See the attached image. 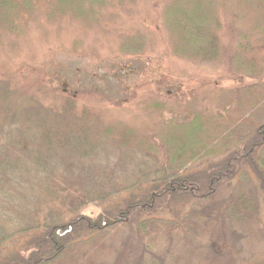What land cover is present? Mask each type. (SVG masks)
I'll return each mask as SVG.
<instances>
[{
    "label": "trees",
    "instance_id": "trees-1",
    "mask_svg": "<svg viewBox=\"0 0 264 264\" xmlns=\"http://www.w3.org/2000/svg\"><path fill=\"white\" fill-rule=\"evenodd\" d=\"M162 1L164 29L136 12ZM91 33L108 57L145 63L124 91L133 114L8 65L70 37L69 55L101 58ZM222 60L235 82L220 86L206 68ZM179 78L183 99L164 101ZM35 172L45 196L32 202ZM0 202L18 216L0 222V264H102L118 244L154 251L178 236L199 264H264V0H0Z\"/></svg>",
    "mask_w": 264,
    "mask_h": 264
},
{
    "label": "rangeland",
    "instance_id": "rangeland-1",
    "mask_svg": "<svg viewBox=\"0 0 264 264\" xmlns=\"http://www.w3.org/2000/svg\"><path fill=\"white\" fill-rule=\"evenodd\" d=\"M165 2L162 1L161 4L158 2L152 3L149 5H143V8H138L136 12L144 13L152 12L154 17H157L158 25L161 29H164L162 26V15L161 9L163 10ZM144 10V11H143ZM139 20L145 19V15H138ZM147 25L149 22L147 20ZM146 30L150 29L146 26ZM151 32V31H150ZM66 40L68 38L64 36ZM71 38V37H70ZM68 42H70V39ZM90 41L93 48L96 49V52L101 56L98 57H87L81 58L76 55H69L68 48L69 43L65 42L64 38L61 39H52L51 42H36L39 44L36 47V50L31 48L23 47L21 51L11 58L8 59V65L15 69H24V73L28 75L29 73L32 77L37 72H49L55 74L60 79H63L64 86H67L73 90L83 92L84 89L97 95L104 104V107H110L120 113L121 116H126L127 114H133L134 110L127 109L123 106L124 103V93L126 86H134L139 83L143 75L148 70L144 62L136 60H127L124 58L116 59L108 57L111 55L109 51V46H102L104 42L103 34L91 33ZM110 44V43H106ZM83 50L85 52H90V46H84ZM171 67L173 70L182 69L186 65L177 61H170ZM20 69L21 71H23ZM208 73H212L213 77L217 78V83L222 85H229L234 83L232 75L229 74L227 69V61L222 60L220 63H215L207 67ZM166 74L169 72L165 71ZM218 75L222 77L218 79ZM239 81V80H238ZM63 88V85L61 86ZM171 88L170 84L164 83L161 86L162 91L166 96L162 95L164 101L168 102V96H173V99L170 102H178L183 99V86L181 84V79L179 78L178 87ZM182 88V91H181ZM173 89V90H172ZM113 110V111H114ZM38 172L28 175L26 177L29 184L24 186V193L28 198H32V202L35 201L38 197H44L45 195V184L44 187L41 186V182ZM25 178V177H24ZM26 203V202H25ZM2 206L0 202V222L3 224L7 223V220L10 218H18L16 216L15 210L8 211L6 206ZM262 217H264V202H262ZM102 211V207L98 206H89L88 208L82 210L81 214L97 216ZM16 218V220H17ZM12 227L11 225H17V222L14 224H7V226ZM135 228V227H134ZM131 230L127 231V235H130ZM231 243L234 241L230 238ZM125 241V239H124ZM231 244L225 246H218L215 249L216 252L220 253L221 256H226L227 252H230L229 247ZM154 248V247H153ZM194 249L193 242L187 237L178 236L177 239L173 240L171 243L168 239H164L162 248H154V251H148L143 246L138 247V243H131V248H122V244H118L117 250L114 254V257L110 260H105L102 264H174V258L181 257L179 264H199L200 262V253L197 252L195 255L184 251H190ZM170 249V250H167ZM168 252V254H167ZM160 255L163 259V262H159L155 259L154 255ZM198 254V255H197ZM123 255V257H122ZM141 259V261H140ZM202 262V261H201ZM202 264H206L202 262ZM218 264V263H217Z\"/></svg>",
    "mask_w": 264,
    "mask_h": 264
}]
</instances>
